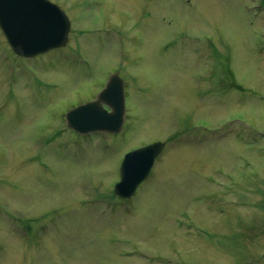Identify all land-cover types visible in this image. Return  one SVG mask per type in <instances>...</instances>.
<instances>
[{
	"label": "rangeland",
	"instance_id": "374dc122",
	"mask_svg": "<svg viewBox=\"0 0 264 264\" xmlns=\"http://www.w3.org/2000/svg\"><path fill=\"white\" fill-rule=\"evenodd\" d=\"M53 1L65 47L26 61L0 28V264L260 259L264 0ZM111 73L122 133L49 143ZM157 141L170 143L150 176L115 196L125 153Z\"/></svg>",
	"mask_w": 264,
	"mask_h": 264
},
{
	"label": "water",
	"instance_id": "95a60500",
	"mask_svg": "<svg viewBox=\"0 0 264 264\" xmlns=\"http://www.w3.org/2000/svg\"><path fill=\"white\" fill-rule=\"evenodd\" d=\"M0 26L13 50L32 57L66 44L70 21L65 13L48 0H0ZM102 102L112 107L108 112ZM125 114L123 81L113 75L98 101L83 105L68 116L70 127L79 132L121 130ZM164 144L156 143L126 155L121 167L117 195L131 197L139 184L149 175L155 158Z\"/></svg>",
	"mask_w": 264,
	"mask_h": 264
},
{
	"label": "flooded vegetation",
	"instance_id": "af4514ba",
	"mask_svg": "<svg viewBox=\"0 0 264 264\" xmlns=\"http://www.w3.org/2000/svg\"><path fill=\"white\" fill-rule=\"evenodd\" d=\"M60 130H61L60 128H53L52 129V135L49 139L54 140V139H57L58 137H60V134H59Z\"/></svg>",
	"mask_w": 264,
	"mask_h": 264
}]
</instances>
